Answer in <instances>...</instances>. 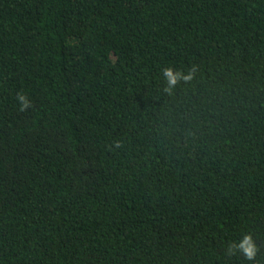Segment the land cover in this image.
I'll use <instances>...</instances> for the list:
<instances>
[{"label": "trees", "instance_id": "1", "mask_svg": "<svg viewBox=\"0 0 264 264\" xmlns=\"http://www.w3.org/2000/svg\"><path fill=\"white\" fill-rule=\"evenodd\" d=\"M246 232L264 264V0H0V264H250Z\"/></svg>", "mask_w": 264, "mask_h": 264}, {"label": "clouds", "instance_id": "2", "mask_svg": "<svg viewBox=\"0 0 264 264\" xmlns=\"http://www.w3.org/2000/svg\"><path fill=\"white\" fill-rule=\"evenodd\" d=\"M196 72L195 66L189 69L186 73L179 70H173L171 67H165L162 69V75L166 82L165 91L172 92L176 85L181 81L184 83H189ZM17 99L20 102V110L25 111L27 108L31 107L30 100L22 93L17 95ZM121 147L119 141L114 142V148ZM259 252V247L251 233H244L241 238L237 241H231L227 244L226 254L229 256H234L240 254L244 259L250 264L256 261V257Z\"/></svg>", "mask_w": 264, "mask_h": 264}]
</instances>
